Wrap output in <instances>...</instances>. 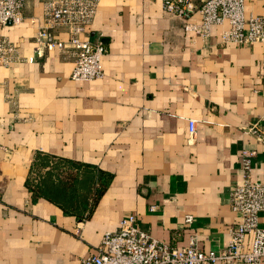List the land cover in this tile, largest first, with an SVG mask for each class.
Returning a JSON list of instances; mask_svg holds the SVG:
<instances>
[{
	"label": "crops",
	"instance_id": "0c3cea01",
	"mask_svg": "<svg viewBox=\"0 0 264 264\" xmlns=\"http://www.w3.org/2000/svg\"><path fill=\"white\" fill-rule=\"evenodd\" d=\"M43 2L24 0L23 20L0 26L16 56L0 64V264H78L128 214L176 248L192 234L202 250L223 248L243 149L264 181V43H222L221 25L191 37L161 0H99L86 36L106 48L103 74L77 81L70 48L34 52ZM245 4L264 13V0ZM68 164L87 165L93 205L29 190L47 170L54 187L82 182L84 166ZM100 171L110 175L101 193Z\"/></svg>",
	"mask_w": 264,
	"mask_h": 264
},
{
	"label": "built area",
	"instance_id": "2783aa9c",
	"mask_svg": "<svg viewBox=\"0 0 264 264\" xmlns=\"http://www.w3.org/2000/svg\"><path fill=\"white\" fill-rule=\"evenodd\" d=\"M246 0H161L165 12L184 20V31L191 37L208 36L212 26L221 25L220 42L241 46L264 43V13L253 14L245 9ZM24 0H0V26L19 24L23 20ZM99 0H44L42 23L34 34V52L70 48V78L89 81L103 74L101 60L106 48L100 41L89 39L87 29L92 23ZM63 35L66 38H63ZM7 39L0 38V64L8 65L16 56ZM29 57L28 61H32ZM194 120L188 121L194 132ZM255 133L254 128L249 129ZM264 144V134H257ZM255 151L243 149L240 154V180L230 192L229 203L236 214L227 244L217 250H202L197 235L176 248L143 231L134 214L122 217L116 229L106 231L95 252L78 264H261L264 260V226L259 216L264 212V181L251 178ZM154 209V206H151ZM193 216L186 214L190 224Z\"/></svg>",
	"mask_w": 264,
	"mask_h": 264
},
{
	"label": "trees",
	"instance_id": "16d2710c",
	"mask_svg": "<svg viewBox=\"0 0 264 264\" xmlns=\"http://www.w3.org/2000/svg\"><path fill=\"white\" fill-rule=\"evenodd\" d=\"M41 160L42 162H44L45 160V163H46L45 158H42ZM42 165H44V163ZM58 165H59V162H57L56 166ZM68 165L69 166L73 165L74 167H78L77 169H79L81 165L84 166V171H83L84 177H83L82 182L81 181L79 182L77 178L74 177L73 180L71 178L72 180V181L70 180L71 182H67L64 185H62L61 182H58V184H56L57 187H54L53 183H51L48 178V176L52 172H50V170H47V172H45L47 175L45 176V178L43 179L41 178L42 179L41 181H38L37 179L36 180L27 179L26 183H27L29 190L37 196H42V197H46L49 199H53L57 201V203H59L61 206H89V204L93 205L94 202L91 203L88 200L89 198H87L88 197V185L92 180V176L88 172V169H85L87 168V165L86 164H76V165L68 164ZM79 173L80 172H76L75 174L78 175ZM99 176H100L101 187L98 190V192L101 193V191L103 190L102 186L105 187L110 175L104 171H100ZM78 188L84 189V192L82 195L79 194ZM75 190L78 191V194H75ZM98 192L96 193V195L99 194ZM71 212L79 213V211H76V210H73Z\"/></svg>",
	"mask_w": 264,
	"mask_h": 264
}]
</instances>
